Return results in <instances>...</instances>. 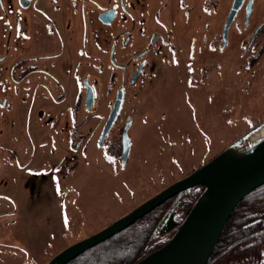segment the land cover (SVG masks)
<instances>
[{
  "label": "rangeland",
  "instance_id": "1",
  "mask_svg": "<svg viewBox=\"0 0 264 264\" xmlns=\"http://www.w3.org/2000/svg\"><path fill=\"white\" fill-rule=\"evenodd\" d=\"M249 2L224 45L233 0H152L146 13L133 10L134 18L112 24L91 13L86 22L70 12L72 0L61 21L59 71L51 62L33 68L31 57L42 51L17 33L18 80L10 87L0 75V264H46L264 122V0H251L245 26ZM17 8L26 33L28 7L19 1ZM156 15L170 32L158 39L164 29ZM0 17L6 21L10 13ZM6 29H0L2 41ZM113 48L117 62L130 58L132 69L116 66ZM140 51L144 56L132 59ZM144 61V71L129 83ZM125 79L124 106L100 146ZM130 117L131 148L123 164L120 142Z\"/></svg>",
  "mask_w": 264,
  "mask_h": 264
},
{
  "label": "water",
  "instance_id": "2",
  "mask_svg": "<svg viewBox=\"0 0 264 264\" xmlns=\"http://www.w3.org/2000/svg\"><path fill=\"white\" fill-rule=\"evenodd\" d=\"M244 2L245 0H233L223 28L224 45L228 43L229 28ZM251 9L250 1L247 4V21ZM140 71L141 67L136 72L135 79ZM94 98V91L89 89L88 107L93 106ZM124 98L125 89L120 88L102 129L100 146L103 145L107 134L119 117ZM130 122L131 119H128L123 130V164L131 148L128 135ZM262 126L264 122L247 131L203 165L144 200L128 213L63 248L46 264H67L80 254L128 228L168 199L193 187H202V192L174 235L163 246L153 250L135 264H207L235 209L250 192L264 184V137L249 141L251 135Z\"/></svg>",
  "mask_w": 264,
  "mask_h": 264
},
{
  "label": "trees",
  "instance_id": "3",
  "mask_svg": "<svg viewBox=\"0 0 264 264\" xmlns=\"http://www.w3.org/2000/svg\"><path fill=\"white\" fill-rule=\"evenodd\" d=\"M201 192L193 187L178 193L67 264H135L170 240ZM207 264H264V184L235 209Z\"/></svg>",
  "mask_w": 264,
  "mask_h": 264
},
{
  "label": "flooded vegetation",
  "instance_id": "4",
  "mask_svg": "<svg viewBox=\"0 0 264 264\" xmlns=\"http://www.w3.org/2000/svg\"><path fill=\"white\" fill-rule=\"evenodd\" d=\"M6 1L7 0H0V16H2L3 14L10 13V17L8 19L6 18V21L2 20V18L0 17V29L5 27V24H6L7 29L4 31V35L9 36L8 39H5L4 41H2V37H0V73H1L0 75H4L3 78L7 83L10 84V87H11V84H13V82H17L18 80L17 79V69L19 65L18 64L19 60L17 59L18 53L16 51L17 50V45H16L17 33L21 34V36H24V34L27 35L28 40L32 44L31 49L42 51V54H35L31 57L34 62H37L35 65H33V68H36L37 71H40L38 67L41 68L42 65H45L51 62L52 68L59 71V59L58 58L63 53V50L65 51L64 37L62 36L61 25L64 24L65 26L66 22L61 23V21H62V18L64 20L66 10L68 9V4L70 3L72 5L71 3L72 0H8L9 1L8 6H7L8 9L4 10ZM19 1H20V4L28 7V10H29L27 17H26V33H24L22 30L23 29V24L21 20L22 18L20 19L17 18L20 12L17 8V4ZM79 1H82L81 6H79L78 0H73V5H72L73 9L72 10L70 9L71 13L78 14L81 16L83 15L84 20L86 22H87L89 13H91L92 17L94 16L96 20L99 21L101 24H112L118 18L121 20H124L125 22H127L128 20H131V18H134L135 16V14L133 13V10H136V11L142 10L141 14H143V12L145 11L143 9H145V6L152 0H143L138 6L136 5V3L140 0H107L108 2H110L108 4L100 2L99 0H79ZM90 1L93 2L92 6H90ZM112 1H114V3H112ZM173 1L175 3L186 2V0H162L163 5H167ZM247 2L248 0H245L243 6ZM187 15H189V13H187ZM152 17L153 16L150 15L149 18H152ZM155 19L157 20L158 26L162 27L164 30L157 32L154 36V39L155 38L158 39L159 37L170 34L166 26V23L162 19L159 18V15H156ZM246 21H247V18L245 20V23ZM19 26L22 31H19ZM258 31H259V28H256L253 31L254 33V36L252 37L253 41L255 40ZM123 32L129 34L128 30L122 31V34ZM129 41H130V38H128L126 43H129ZM253 41L251 43H253ZM60 43L63 44V47H61ZM53 50H54V53H51ZM115 52H116V48H113L112 50L113 58L112 59L116 62L115 63L116 66L126 71L129 70L130 68L129 63L132 60L129 58L127 59L126 62H121V61L117 62V60L114 57ZM145 53H146L145 51H140L132 59L142 57L144 56ZM49 57H51L52 59H48ZM46 61L47 63H45ZM140 67H141V71H140V74H141L146 68V62L145 61L142 62L141 64H139L138 67L133 69L135 73L133 72L134 74H130L131 78L129 80V83H132L135 80L134 78L135 74ZM43 69H44V72H50L49 66L47 67L44 66ZM55 78L58 79V76L56 73H55ZM1 82L2 80L0 78V83ZM128 85H129L128 81L127 79H125L119 86V89L120 88L125 89V98H126V92H127ZM125 98H124V102H125ZM114 100L111 101V106H113ZM5 102H7V99L5 100ZM110 109H112V107ZM110 111H109V114H110ZM107 118L108 117H106V120ZM128 119H131V117Z\"/></svg>",
  "mask_w": 264,
  "mask_h": 264
},
{
  "label": "bare ground",
  "instance_id": "5",
  "mask_svg": "<svg viewBox=\"0 0 264 264\" xmlns=\"http://www.w3.org/2000/svg\"><path fill=\"white\" fill-rule=\"evenodd\" d=\"M264 137V126H262L261 128H259L257 131H255L249 141H255V140H258L260 138H263Z\"/></svg>",
  "mask_w": 264,
  "mask_h": 264
}]
</instances>
